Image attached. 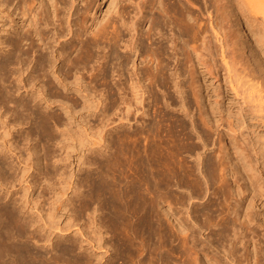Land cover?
<instances>
[{
  "label": "bare ground",
  "instance_id": "1",
  "mask_svg": "<svg viewBox=\"0 0 264 264\" xmlns=\"http://www.w3.org/2000/svg\"><path fill=\"white\" fill-rule=\"evenodd\" d=\"M89 1L0 0L10 18L6 36L0 40V264H145V248L132 255L138 250L134 232H148L156 238L153 259L157 264H174L170 258L176 251L180 253L176 264H189L190 250L192 264H205L196 257L199 252L210 264H264V234L254 233L248 227V212L242 215L240 211L248 190L244 176L250 180L249 186L254 184L253 188L257 186L264 193V140L251 131L252 121L264 120V55L253 46L242 50L233 31V21L239 26L242 19V32L248 29L264 47V0H117L116 8L99 23L89 22ZM205 73L216 82L212 94L202 88ZM11 85L21 86L12 89ZM26 85L35 86L28 89ZM96 85L110 86L104 92ZM21 88L24 96L15 99L12 94ZM69 88L83 92L84 108L87 98L92 97V119L98 120V125L86 118L91 113L82 116L78 108L75 110L78 104L66 96ZM170 88L191 128L184 125L171 146H165L175 153L185 149L193 164L185 166L183 162L176 169V161L169 162L171 183L186 187L187 192L177 196L167 191L171 211L164 225L155 212L159 193L155 191L156 173H160L154 167L157 141L142 148L140 141L138 150H127L125 141L147 133L143 140L155 130L165 111L161 114L156 110L154 120L149 121V107L152 104L155 110L159 103L169 106ZM228 92L233 95L231 102H226ZM72 118L81 120L78 133L73 131L71 124L76 119ZM131 121L136 123L132 131ZM193 132L198 142H193ZM61 133H76L81 145L88 143L86 152L102 154L114 167V162H119L117 152L128 154L137 169L136 180L116 189L118 184L113 187L110 183L113 175L110 178L107 174L110 182H104L102 175L95 181L88 175L91 180L84 177L89 182L85 180L86 189L79 187L71 193L77 197L74 205L68 195L58 196L57 192L42 213L43 191L53 168L47 143ZM127 157L124 165L129 163ZM161 158L157 159L161 162ZM255 197L251 195L250 201ZM94 201L99 204V213ZM65 210L76 212L77 218L81 213L86 215L73 230L84 239L75 236L60 244L63 236L55 231H61L58 218ZM201 229L208 230L204 240L198 238ZM103 254L107 258L101 262ZM93 255L99 256L96 262L95 256V263Z\"/></svg>",
  "mask_w": 264,
  "mask_h": 264
},
{
  "label": "rangeland",
  "instance_id": "2",
  "mask_svg": "<svg viewBox=\"0 0 264 264\" xmlns=\"http://www.w3.org/2000/svg\"><path fill=\"white\" fill-rule=\"evenodd\" d=\"M117 4H118V1L117 0H90L89 1V5H88V7H89V14H88V19H89V22H96V23H99V22H102L106 17H108L111 13H112V11L116 8V6H117ZM8 9H6V6L5 5H0V40H2V38H5V36H6V31L8 30V28H9V26H10V18H9V15H8V11H7ZM239 22H241V24L239 25V26H237L236 25V22L235 21H233V31H235V33L237 34V40H238V42L240 43V46H242V50H246V51H248L252 46L253 47H257V51L261 54V56L263 57V55H264V47H261V46H259L258 44L259 43H257V42H255V36H250V34L248 33V29H246L245 31H244V33L242 32V23H243V20L241 19V20H239ZM146 27V26H145ZM237 31V32H236ZM249 37V40L247 41V38ZM137 62H138V60H137ZM220 73H222V71L220 72ZM204 75V77H205V79H206V81H204L205 82V85H202V88H203V90H204V93H206V91L209 93V94H212L213 92V89H214V87L216 86L215 84H216V82H215V80L212 78V77H210L209 76V74H207V73H205V74H203ZM110 78V74L108 73V75H107V78ZM12 86V89H15L16 88V86L18 87V86H21V85H11ZM27 87H28V89L30 88V86H35V85H26ZM75 85H69V87L71 88V87H74ZM109 86L110 85H96V89L97 90H100V91H104V92H106L108 89H109ZM68 89L69 91H67L68 92V94H66V96L67 97H69V98H72V100H73V102H74V100L76 101V102H74V105L76 106L77 104L78 105H80V106H76L75 107V110H77V108H78V112H79V114H84L85 116H86V113H91L90 115H88V116H86V118H88V120H91L90 122H92V124L93 125H95V123H96V125H98V120L97 121H95L94 122V117H93V115L95 116V111L94 110H92V109H94V106H95V104H94V100L92 99V97L91 98H87L88 99V101H89V103H88V105H87V107H82L83 106V102L82 101H84V98L83 97H80L82 94H83V92L82 93H80V92H75V91H72V89ZM105 88H106V90H105ZM224 88H225V90H226V86H224ZM16 91V90H15ZM73 93H72V92ZM171 91H172V93H174V95L171 93ZM21 92H23V88H21L20 89V91H16V92H14L12 95H14V96H12V99H21V97H19V96H24V94L23 93H21ZM111 92H114L113 90H111ZM16 93V94H15ZM21 93V94H20ZM72 93V94H71ZM159 93H161V92H159ZM158 93V95L160 96V94ZM229 93V96H227V98L228 99H226V102L227 101H230L231 102V100H232V93H230V92H228ZM18 94V95H17ZM69 94H71V95H69ZM77 94V95H76ZM170 94H171V100H170V98H168L167 99V102H168V100L170 101V102H168L169 103V106H166V103H165V106H164V104H161V103H159V107L158 106H156V108H155V110H154V107L152 106V104L150 105V107H149V109L151 110V111H149L150 112V114L151 115H149L147 118H148V120L149 121H153L154 120V118H153V116L155 115L153 112H155L156 113V110H158L159 109V112H161V114H162V112H164V116H163V119H161L160 121H159V123H161V124H159V123H157V126H155V130H157L156 132H155V130L153 131V132H151V133H148V137L147 136H144L143 137V140H142V135H146V134H142V135H139L140 137H138V135H135V136H133L134 137V139H132L133 140V142H135L136 140V142L133 144L132 143V140H131V138H132V136H129V137H131L130 138V141H128L127 139L129 138H127L126 140L128 141L127 143H126V141H125V148H127V150H129L130 148V150H132V149H134V150H138L139 148L138 147H140L141 146V142L143 143L142 144V146L140 147V148H142L144 145H149L148 143H150V144H152L153 142L155 143L156 141V146H158L159 147V149H158V147L156 148V151H157V153L156 154H158L157 155V158H161L163 155L162 154H167V157L164 155L163 157H164V159H163V157L161 158L162 160H161V162L159 161L160 159H157V158H155V160H156V163H155V171L156 172H160V173H156V185L155 186H157L158 188H156L155 187V191L157 192H159V193H157L156 195V202H158L157 203V207H158V209H157V207L155 208V212H156V214L158 215V217L160 218V220H161V222H163V224L164 225H167V221H165V219H167V217H168V215L170 214V212H168V211H171V210H169V209H171V207L169 208V205H170V202L169 203H167V201L169 200V196H170V194L171 193H178L177 194V196H179V195H183L182 193H184V195L186 194V192H187V190H186V187H183L182 186V188L181 187H177V186H175V185H173L171 182V179L169 178V173H168V170H169V166H171L172 164L171 163H173L174 161H176L173 165H175V167H176V169L178 168L177 167V165H181L182 166V163L183 164H185V166L187 165V163H188V166L189 165H191V163L193 164V158L192 157H188L189 156V154H187V152L185 151V149H183V148H180L179 149V152L180 151H182V152H172L171 150H170V146H171V140H172V138L174 137V136H176V135H180L182 132H183V129L182 128H188L189 126H190V124H189V120L188 121H185V120H187L188 118L187 117H184L183 116V114H182V112H179L180 111V109H179V102L178 101H176L177 99H176V97H177V94L173 91V89L172 88H170ZM17 95V96H16ZM78 95H79V97H78ZM115 95V92H114V94H113V96ZM71 96V97H70ZM175 96V97H174ZM14 97V98H13ZM77 97V98H76ZM188 97H189V101L190 102H192V97H191V95H190V93L188 94ZM74 98V99H73ZM80 98H82V100L80 99ZM212 98V97H211ZM90 99V100H89ZM205 99V100H204ZM173 100H175V101H173ZM203 100L204 101H206V103L208 102V100H207V97H205V98H203ZM87 101V102H88ZM80 102H82L81 104H79ZM163 103V102H162ZM177 103V104H176ZM91 104V105H90ZM171 104V105H170ZM177 106H176V105ZM116 105L118 106V103L116 102ZM179 109H177L175 106ZM90 106V107H89ZM152 106V107H151ZM165 108H164V107ZM93 107V108H92ZM161 107V108H160ZM79 108H81V109H79ZM152 108H153V110H152ZM168 108V109H167ZM170 108V109H169ZM91 110V112H90V110ZM162 109V110H161ZM85 110V111H84ZM86 110H87V112H86ZM161 110V111H160ZM164 110V111H163ZM166 110H167V112H166ZM178 110V111H177ZM93 111H94V113H93ZM173 111V112H172ZM77 112V113H78ZM152 112V113H151ZM92 113H93V115H92ZM170 113V114H169ZM82 114V116H84ZM169 114V115H168ZM153 115V116H152ZM165 115H167V116H165ZM175 115V116H174ZM172 119V117L173 118H177L178 119V121H176L175 119L174 120H171L169 117ZM172 116V117H171ZM166 117V118H165ZM85 118V117H84ZM94 120H93V119ZM147 118H144L145 120H147ZM153 118V119H152ZM157 118H159V116H157L156 117V119ZM180 118V119H179ZM74 119H76L74 122H73V124H71L72 125V128H73V131H75L76 133H78L79 131H78V129H79V125L81 124L79 121H81V120H77V118H74ZM73 118H72V121L74 120ZM183 119H184V121H183ZM147 120V121H148ZM180 120H182V121H180ZM77 121V122H76ZM131 124H129L130 126H132V127H130L129 129L132 131V129H133V127H135V125H136V123H134L133 121H131L130 122ZM79 124V125H78ZM168 124V125H167ZM188 125V127H187V125ZM252 124H253V126L251 127V131H253V135H258L259 136V138H261L260 140H264V120L263 121H260V120H258V119H256V120H254V121H252ZM134 125V126H133ZM172 125V127H170ZM185 125V126H184ZM26 126V125H25ZM174 126V127H173ZM184 126V127H183ZM127 127V126H126ZM158 127H160V128H158ZM170 127V128H169ZM158 128V129H157ZM174 128V129H173ZM177 128V129H176ZM189 128H191V127H189ZM188 128V129H189ZM170 129V130H169ZM172 129V130H171ZM187 129V130H188ZM117 130V129H116ZM165 130V131H164ZM169 130V131H168ZM175 130V131H174ZM13 131V130H12ZM168 131V132H167ZM179 131V132H178ZM171 132V133H170ZM174 132V133H173ZM177 132H178V134H177ZM13 133V132H12ZM76 133H75V135H73V136H70V135H67V134H62L61 133V135H58V134H56V137H54L53 139V141H50V142H48L47 143V146L49 145V150H50V155L52 156L50 159H49V163L50 164H52L51 165V168H52V166H53V168L52 169H50V172L51 173H49V175H48V179H47V182H46V186H45V189H44V191H43V209L42 210H44V211H42V213H45L46 212V210H47V208L51 205L50 203H51V201H53V200H55V195L56 194H54V193H57L58 192V196H60L62 193H63V196L62 197H64L65 195H68V197H70L71 198V200H72V205H74V199H77V197L75 196L74 197V195L73 194H71L72 193V191H73V189H78L79 187V189L78 190H85L86 189V181L88 180V181H90L92 178H94V181L95 180H97L98 178H99V176L101 177V175H102V177H105L104 178V182L105 181H111L112 179V181L110 182V183H112V185H113V187H115L117 184V186L115 187L116 189H119L118 188V186L120 187V188H124L125 186H126V184L128 183V184H130V182H133V181H135L136 180V171H137V169H136V166H134L135 164H132L131 165V163L129 162V160H132L133 161V158H131V157H129L128 156V154H126V153H123V152H120V153H122V155L119 153V152H117L115 155H118V165H116V162H114L115 163V167H114V165L113 164H108L107 163V161L105 160V156H103L102 154L100 155V153L99 154H97L98 152H92V153H88V152H86V151H88V143H85V141L83 142V144L81 145L80 144V141H78V139H76L77 138V136H76ZM180 133V134H179ZM15 134V133H14ZM60 134V133H59ZM118 133L117 132H115V133H113V136L115 137V135H117ZM151 134H154V135H151ZM174 134V135H173ZM194 132L192 133V139H193V142H198L197 140V138H196V135H195V137H194ZM59 137H58V136ZM152 136V138L150 137V136ZM59 138V139H56V138ZM61 137H63V138H61ZM113 137V138H114ZM147 137V138H146ZM180 137V136H179ZM69 138V139H68ZM74 138V139H73ZM146 139H148L147 141H145ZM19 140V139H18ZM75 140H77V141H75ZM135 140V141H134ZM150 140V141H149ZM152 140V141H151ZM138 141H139V143H138ZM141 141V142H140ZM145 143H144V142ZM149 141V142H148ZM225 141L227 142L228 141V138H225ZM130 142V143H129ZM50 143V144H49ZM124 143V142H123ZM132 143V144H131ZM180 143H184V142H180ZM131 145V147H130V145ZM139 144V145H138ZM159 144V145H158ZM85 145H87V146H85ZM133 145V146H132ZM169 146V147H166V146ZM90 146V145H89ZM135 146V148H133ZM82 147V148H81ZM87 147V148H86ZM122 147V146H121ZM165 147H166V150L168 151L169 150V152H167L166 150H164L165 149ZM129 148V149H128ZM164 148V149H163ZM169 148V149H168ZM86 149V150H85ZM113 149V148H112ZM84 150H85V152H84ZM161 150V153L159 152ZM163 150V151H162ZM106 151V150H105ZM165 151V152H164ZM172 152V154L169 156V154L168 153H171ZM178 151V150H177ZM164 152V153H163ZM184 152H185V154H184ZM159 153L161 154V155H159ZM96 154V155H95ZM121 156H120V155ZM175 154V155H174ZM176 154H177V157L178 158H175V156H176ZM187 154V155H186ZM89 155V156H88ZM123 155H126V156H123ZM180 155H181V157H180ZM83 156V157H82ZM100 156H103L102 158H100ZM120 156V157H119ZM128 156V157H127ZM159 156V157H158ZM80 157V158H79ZM85 157V158H84ZM88 159H87V158ZM91 158V160H90V158ZM122 157V158H121ZM125 157H127L128 158V162L129 163H127V164H125L124 165V163H122V161H124V159H125ZM186 157V158H185ZM127 158H126V160H127ZM130 158V159H129ZM170 158V159H169ZM171 158H172V160L173 161H171ZM184 160H183V159ZM81 159V160H80ZM166 159V161H164ZM175 159V160H174ZM187 159V160H186ZM189 159V160H188ZM51 160V161H50ZM54 162H53V161ZM56 160V161H55ZM84 162H83V161ZM87 162H86V161ZM93 160V161H92ZM105 160V161H104ZM168 160H170V161H168ZM177 160H178V162H177ZM180 160H182V162L180 161ZM158 161V162H157ZM163 161V162H162ZM188 161V162H187ZM53 162V163H52ZM93 162V163H92ZM159 162H160V164H159ZM164 162L166 163L165 165H164ZM169 162H171V163H169ZM186 162V163H185ZM190 162V163H189ZM158 163V164H157ZM163 163V164H162ZM94 164V165H93ZM122 166V167H120V165ZM123 164V165H122ZM167 164H169V165H167ZM171 164V165H170ZM129 165L131 166L130 168H129ZM157 165V166H156ZM160 165H163L162 167L160 166ZM167 165V166H166ZM117 166L120 168H117ZM124 166H125V169H124ZM165 166V167H164ZM61 167V168H60ZM80 169H79V168ZM101 167V168H100ZM107 167V168H106ZM110 167H112V168H110ZM116 168V169H114V168ZM157 167V168H156ZM167 167V168H166ZM87 168V169H86ZM100 168V169H99ZM106 168V169H105ZM127 168H128V170H127ZM132 168H135V169H132ZM159 168V169H158ZM167 169L166 171L164 170V169ZM191 168V167H190ZM79 169V170H78ZM132 169V171H130V170ZM163 169V170H162ZM77 170H78V172H79V174H78V172H77ZM91 170V171H90ZM103 170H105V173H106V175H105V173H104V171ZM109 170V171H108ZM116 170H118V171H116ZM134 170H136V171H134ZM54 171V172H53ZM88 171V174L86 173V172ZM129 171V172H128ZM196 172L195 173H198L197 172V170H195ZM73 172H75V173H73ZM77 172V173H76ZM91 172V173H90ZM98 172H99V175H98ZM111 172H113V173H111ZM119 172V173H118ZM125 174H123V173ZM132 172V173H131ZM166 172V173H165ZM241 172H242V174L243 175H245V172L241 169ZM71 173V174H70ZM92 174V175H90V174ZM102 173V174H101ZM164 175H162V174ZM74 174H76V176L74 175ZM111 175L110 176V178L111 177H113L111 180H109V178H107V177H109L108 175ZM117 174V175H116ZM132 174H134V175H132ZM165 174H167V175H165ZM74 175V176H73ZM82 175V176H81ZM86 175V176H85ZM89 175V176H88ZM96 175V176H95ZM98 175V176H97ZM113 175V176H112ZM64 176H66V177H68V178H66L65 177V179L64 180H62V177H64ZM90 177V178H88V177ZM116 176H118V177H116ZM127 176V177H126ZM131 176H133L132 178H131ZM159 176V177H158ZM161 176H163V177H161ZM170 179H168L167 177ZM71 179H70V178ZM75 177V179H73ZM76 177H78V178H76ZM82 177V178H81ZM84 177H86L87 178V180H86V178H84ZM135 177V178H134ZM190 177V176H189ZM188 177V179H191V177L189 178ZM50 178V179H49ZM82 180H81V179ZM120 178H122L121 180H120ZM124 178H125V181H124ZM126 178H130L129 180L130 181H128V179H126ZM244 178H245V181L247 182V183H245V186H246V184H247V188H248V190L246 191V193H245V195H246V197L243 199V201H242V206H241V208H240V211H241V214L243 215V213L245 212V211H247L248 212V218L250 219L249 220V222H247L248 223V227H250L252 230H254L253 232L254 233H256V234H260V235H258V236H263V234H264V193H263V191H261L260 189L258 190V188H257V186H256V188H253L252 186L254 185H250L249 186V184H250V180L248 179L247 180V177H245L244 176ZM79 179V180H78ZM133 181H132V180ZM158 179H160V180H158ZM163 179V180H162ZM167 179V180H166ZM67 180V181H66ZM76 180H78V185L77 186H75V188H74V182L76 181ZM86 180V181H85ZM116 180V181H115ZM165 180V181H164ZM65 181V182H64ZM69 181V182H68ZM87 181V184L89 183ZM93 181V182H94ZM118 181V182H117ZM121 181V182H120ZM123 181V182H122ZM158 181H160L159 183H158ZM162 181V182H161ZM73 182V183H72ZM163 182H165L164 184H163ZM61 183H63V185L61 184ZM79 183L80 184H82V187H81V185H79ZM83 183H85L84 184V186H83ZM160 183H161V185H160ZM68 184V185H67ZM71 184H72V187H71ZM116 184V185H115ZM120 184V185H119ZM124 184V185H123ZM168 184L170 185V187H168ZM62 185V186H61ZM122 185V186H121ZM167 185V186H166ZM161 186V187H160ZM162 186L164 187V188H162ZM61 187H65V190L63 189V188H61ZM69 187V188H68ZM84 187V188H83ZM142 187V186H141ZM162 189H160V188ZM175 187V189H173ZM179 188V189H177V188ZM255 187V186H254ZM81 188H83V189H81ZM169 188H170V190H169ZM67 189V190H66ZM158 189V190H157ZM167 189V190H166ZM252 189V190H251ZM57 190H59V191H57ZM164 190V191H163ZM250 190H251V192H250ZM257 190V191H256ZM54 191V192H53ZM62 191V192H61ZM170 193H168V192ZM173 191V192H172ZM253 191V192H252ZM256 191V192H255ZM61 192V193H60ZM65 192V193H64ZM166 192V193H165ZM180 192H181V194H180ZM53 193V194H52ZM70 194V195H69ZM160 194H162V195H160ZM164 194H166L167 196H164ZM256 195V197H257V194H258V197L256 198L255 197V199L254 200H251L250 201V199H251V195ZM260 195V196H259ZM51 196V197H50ZM54 196V197H53ZM72 196V197H71ZM160 196V197H159ZM165 197V198H163L162 199V197ZM263 196V197H262ZM54 199H53V198ZM262 197V198H261ZM158 199H160V200H158ZM163 201H162V200ZM51 200V201H50ZM45 201V202H44ZM48 202H49V204H48ZM161 202V203H160ZM69 203V202H68ZM48 206H47V205ZM56 204H58V203H56ZM56 204H54L53 206H56ZM70 204V205H71ZM92 204H94L93 206H95V207H97L98 208V210H97V212L99 213L100 212V208L98 207L99 206V204L98 203H96V201H94V203L92 202ZM96 204V205H95ZM160 206H159V205ZM168 204V206H165V205H167ZM92 206V205H91ZM164 206V207H163ZM178 208H179V210L180 211H182V206L181 205H179V204H177L176 205ZM45 207H47V208H45ZM69 206H67V208H68ZM165 208V210L163 209V208ZM70 208V207H69ZM162 208V209H161ZM159 210V211H158ZM163 212H162V211ZM96 212V214H98ZM161 212V213H160ZM165 212H167V213H165ZM60 213H61V216L58 218V220H59V224H58V226L59 225H62L63 226V229H62V226L60 227L61 228V231H59V233H58V230H56L55 232L57 233V234H59L60 235V233L62 234L61 235V240L62 241H60L59 240V242H60V244H65V242H67V240H68V238L69 239H71V238H75V236H76V238L78 239H84L83 237H81L78 233H75L74 234V232L76 231V227H75V224L79 221V222H82V221H84L85 220V216L86 215H84L83 213H81L79 216V218H77V213L76 212H74V214H73V212H72V214L74 215H72V214H70L69 212L68 213H66V210L65 211H60ZM164 213V214H163ZM68 214V215H67ZM83 214V215H82ZM65 215H67V216H65ZM164 215H166V217L164 216ZM164 216V217H163ZM67 217V218H66ZM72 219H74V220H72ZM84 219V220H83ZM68 220H69V222H68ZM70 222H72V223H70ZM73 222H75V223H73ZM166 222V223H165ZM67 223V224H66ZM247 223L245 224V225H247ZM72 224H73V226L75 227H73L72 226ZM66 225V226H65ZM67 227H69V228H67ZM66 228V229H65ZM63 230H65V231H63ZM73 230H75V231H73ZM69 231H71V232H73V233H71V232H69ZM204 231V232H203ZM207 231L208 230H204V229H201V237L198 235V238L200 239V240H204L205 238H206V234H207ZM64 233V234H63ZM69 233V234H68ZM71 233V234H70ZM148 232H145V233H143V235H140L139 233H136V232H134V233H132V236H133V238H134V245H135V248L136 249H138V250H136V251H134L133 253H132V255H135V254H137L138 252L137 251H139V249L142 247V248H145L146 250H145V252H143V254H145L146 255V258H145V260L144 261H146V262H144L145 264H148V263H154V264H157V263H155L156 261L153 259L154 258V256H153V252H154V249H155V246L157 245V240H156V238L154 237V236H152L151 234L149 235V234H147ZM68 235V236H67ZM71 235H73V236H71ZM81 237V238H80ZM152 237H154L153 239H152ZM149 238H151V239H149ZM66 240V241H65ZM141 240V241H140ZM152 240V241H151ZM64 241V242H63ZM141 242H143V244L141 243ZM85 242H83V244H84ZM142 245H141V244ZM152 243V244H151ZM140 244V245H139ZM251 244V245H250ZM249 244V249L251 250L252 249V246H253V244L252 243H250ZM137 245V246H136ZM144 245V246H143ZM154 247V248H152V246ZM138 246H140L139 248H138ZM152 249H151V248ZM251 247V248H250ZM165 247H163L161 250H163ZM149 249H150V251H149ZM221 249V248H220ZM78 250V249H77ZM147 251V252H146ZM135 252H137V253H135ZM151 253V254H150ZM188 253H191V254H188V263L189 264H192L193 262V258H191V257H193V255L194 254H192V251L190 250V252H188ZM221 253V252H220ZM148 254H150V255H148ZM222 254V253H221ZM104 255L105 256H107V254H103V258L101 259V262H104L105 260H106V258L107 257H105L104 258ZM152 255V256H151ZM172 258H170L171 259V262L172 263H174V264H176V260H178L179 261V259H180V253H179V251H176V253H172ZM203 254H201L200 252H199V255H197L196 257L197 258H199L200 260H202L205 264H210V262L208 261H206V259H205V257H204V255L202 256ZM95 256L96 255H93V256H90L91 257V259H93L92 261L94 262V260H95V262L96 261H98L99 260V256H96V258H95ZM151 256V257H150ZM175 256V257H174ZM178 256V257H177ZM191 256V257H190ZM93 257V258H92ZM189 257L191 258V260H189ZM202 257V258H201ZM204 257V258H203ZM95 258V259H94ZM152 258V259H151ZM177 258V259H176ZM134 259H136V258H134ZM175 259V260H174ZM148 260V261H147ZM251 260H252V258H251ZM150 261V262H149ZM192 263H191V262ZM94 262V263H95ZM148 262V263H147ZM152 263V264H153ZM159 264H160V262H158ZM253 263V262H252ZM127 264H129V263H127ZM162 264H164V262L162 263Z\"/></svg>",
  "mask_w": 264,
  "mask_h": 264
}]
</instances>
